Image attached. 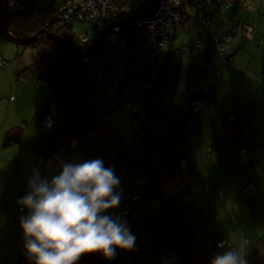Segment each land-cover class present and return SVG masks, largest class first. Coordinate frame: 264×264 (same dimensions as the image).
<instances>
[{
  "label": "crops",
  "instance_id": "crops-1",
  "mask_svg": "<svg viewBox=\"0 0 264 264\" xmlns=\"http://www.w3.org/2000/svg\"><path fill=\"white\" fill-rule=\"evenodd\" d=\"M232 1V7L223 13H211L206 7L209 5L193 8L192 0L185 1L187 15L170 31L175 51L164 59V69L154 82L156 92L144 103L141 116L160 137L161 150L173 160L188 161L189 169L183 177L163 164L155 165L143 199L126 219L136 237L131 250L135 264H210L219 253L216 241L227 242L224 250H242L264 235V0ZM209 34L213 35L212 40ZM4 52L11 53V49L4 47ZM55 56L43 46L25 49L20 62L7 66L0 74V90L8 85L9 92L19 88L22 76L33 75L45 84L59 75L67 80L53 97L44 87L37 89L41 94L32 87L16 94V106L8 107V120L0 109V138L12 117L14 122L32 116L40 123L41 114H36L34 108L54 111L55 101L57 108L79 117L81 106L74 105L82 96L85 109L79 129L91 139L103 138L105 144L99 149L93 143L79 146L77 142L80 158H93L99 150L115 153L124 135V114L120 108L107 111L104 99L108 101L119 94L117 83L97 84L93 72H86L87 65L80 64L83 60L65 69L66 62L58 64ZM151 86L147 83L146 90ZM84 88L95 93L92 97L86 95ZM207 88L208 98L194 113L190 100ZM94 95L104 103L91 104L97 100ZM87 122L92 125L84 129ZM75 142L73 138V147ZM133 143L129 154L142 146V142ZM49 149L41 153H57ZM27 156L33 157L27 152L16 157L17 161L22 160L20 167ZM3 157L0 143V164ZM6 157L12 158L6 153L5 161ZM19 171L20 168L16 173ZM25 175L28 179L27 172ZM250 183L252 192L243 195L241 190ZM129 186L126 190L131 195ZM7 225L8 219L5 221L0 215V239H9ZM17 240H22L20 234Z\"/></svg>",
  "mask_w": 264,
  "mask_h": 264
},
{
  "label": "trees",
  "instance_id": "trees-1",
  "mask_svg": "<svg viewBox=\"0 0 264 264\" xmlns=\"http://www.w3.org/2000/svg\"><path fill=\"white\" fill-rule=\"evenodd\" d=\"M88 1L89 0H0V74L2 75L4 73L7 66L20 62V53L22 52L23 54L25 49H36L40 46L49 48L56 54L55 57L58 59V64L61 63L60 61L66 62L65 69L71 68L79 61L86 60L95 53L97 54L96 60L87 64L86 72H93L97 84L106 85L105 83L107 81H115L118 85L119 94L108 101L104 99L105 103L101 97L94 95L97 100H92L90 103L96 105L98 101H101L109 112H113L118 108L122 109L124 118L121 121L124 124V135L122 141L119 143L120 149H117L115 153L108 150H99L97 152L98 154L96 153L93 158L102 157L105 166H111L116 175L120 177L122 198L119 206L122 209L121 215L127 219L133 212L136 204L143 199V190L151 184L155 165L163 164L168 168H172L178 175L183 177L188 175L189 162L186 160H173L167 153L163 152L161 150L160 137L153 129L149 128L147 122L141 116L144 103L156 92V83L154 84V82L164 69V59L167 57V54L175 51H173V46L170 43V31L176 27L171 23L168 29L163 27L159 28L161 33L156 37V48L154 50L152 48L149 49L147 54L148 58H146L147 65L143 66L141 73L136 75L133 72H129L127 69L125 58H121L120 63H113L115 58L121 56V51L110 42V38L121 39L124 33L121 35L120 33L110 34L101 41L98 38L100 35L97 36L96 39H91L89 36L92 34V31L90 30L84 33L85 35L80 38L78 44H74L71 40L66 38L65 35H67L77 23L89 25L94 33L95 30H99L93 24L90 11L86 8V3ZM90 1L92 2L90 10L98 11L103 22H109L115 18L117 22L121 23L135 18L138 12L147 5L149 0ZM213 1L215 0H210L209 7L214 6V4L218 6L219 3H213ZM231 2L233 5L234 1L231 0ZM228 9L229 7L220 11V9L217 8L210 12L223 13ZM179 10L181 15H187V11L184 10L183 5H181ZM209 38L212 40L213 35H210ZM104 42L106 45L103 48ZM5 46L11 49V53L4 52ZM20 48H22V50ZM105 48L110 49L112 52V56L108 60H103L101 58V54ZM184 56L185 54H183V57ZM161 58L163 59L161 60ZM53 64L57 65L55 61ZM154 68L155 70L153 71ZM18 75L19 73H17V76ZM15 78L12 79V81H15ZM20 79L18 83L19 88L16 90L9 92L8 90H10V87L8 85H4L2 91L0 90V96H4L0 98V109L2 108L4 110V116L7 120L10 117V110L8 111V109L11 106L12 108L16 106V94H21L22 92L26 93L28 87H32L33 91H37V89L44 87L48 90V95L53 97V95L59 93V89L62 86L67 84V80H64L65 77L60 75L58 78L46 84L41 78L33 75L29 78L22 76ZM147 83H152L151 88L148 90H146ZM11 85L12 87L16 86L13 84ZM7 87L8 89H6ZM85 91L86 95H91V97L93 96L92 94L95 93H89L86 89ZM39 93L41 94V92ZM209 94L210 88H207L205 91L202 90L201 93L192 97L190 104L191 110L194 113L201 108V103L208 98ZM79 98L80 99L75 103L76 105H74L77 106L78 104L81 106L79 109V117L67 109L57 108V102L55 101V105L52 106L54 111L49 112L45 109L46 111L41 112L38 111V107L34 108L36 114H41V124L33 119L32 116L25 119L21 118L14 122H12V117L7 123V129H4L1 134L0 143L1 147L4 148V157L7 153V155L10 154L13 159L6 157V159L9 160H6V162L3 157L0 164V215H3L5 221L12 215V221H8L7 225V227H10L7 236L9 239H0V264H29L24 250L23 234L19 227L20 218L25 212L21 211L17 204V201L26 193L27 179L25 176L22 179L25 181L22 186L14 193H12L13 191L11 190L12 183L20 180L16 177L18 175L16 172L19 169H16V165H19L22 160H19V162L16 157L22 153L25 155L26 152L34 156L36 150L41 148L43 150L50 147L49 150H54L55 152L61 150V147L64 145L59 144L56 139V133L60 131L61 128L65 130H71V127L77 128L73 135L69 137L70 143L71 140L75 138L76 142L74 145L76 147L77 142L79 146H81V143H88L90 145L93 143L98 145L99 149L101 144H105L103 138L96 137L91 139L84 131L79 129L80 117L85 109L82 105L85 102V97L80 96ZM41 100H44L43 96ZM88 101H90L89 98ZM194 102H198L199 104L197 109L193 106ZM98 105L97 103V106ZM134 106L136 110H134ZM88 125L92 124L87 122L84 129ZM77 133L82 134L79 135ZM42 142L44 145H42ZM133 142H142V146L140 148H134V154H129L128 150L131 148L130 146ZM45 151L46 150H44V152ZM48 153L49 152L45 154V157L50 156ZM135 153H137V155H135ZM87 155H91V153L87 151ZM10 159L12 160L10 161ZM61 161H63V159ZM28 176H30V174ZM128 184L131 185L129 187L133 190L131 195H129L126 190ZM250 185L253 190V185L251 183ZM244 189L241 190L243 195H249L252 192L251 190L246 193ZM15 232H17V234ZM18 234L22 237L20 241L17 240ZM222 241L224 244L219 246L218 244ZM20 242H22V244H20ZM214 245L216 251L220 253L224 251L227 242L224 239H220L216 241ZM242 250L245 252L247 264H264V235L259 237L256 241L246 244ZM154 258L155 256H152V259ZM107 261L105 259L103 260L98 253H86L81 256L77 264H116L115 261L124 264H135L131 251L117 250L114 259L109 262ZM152 264L161 263L153 261Z\"/></svg>",
  "mask_w": 264,
  "mask_h": 264
},
{
  "label": "clouds",
  "instance_id": "clouds-1",
  "mask_svg": "<svg viewBox=\"0 0 264 264\" xmlns=\"http://www.w3.org/2000/svg\"><path fill=\"white\" fill-rule=\"evenodd\" d=\"M209 4L207 0L201 8L194 7ZM120 184V177L101 158L61 162L50 177L33 169L26 193L17 201L25 212L19 227L29 264H77L86 253L111 261L117 250H133L134 233L124 216L113 211L122 198ZM210 264L247 260L243 250L228 248L214 255Z\"/></svg>",
  "mask_w": 264,
  "mask_h": 264
},
{
  "label": "built area",
  "instance_id": "built-area-1",
  "mask_svg": "<svg viewBox=\"0 0 264 264\" xmlns=\"http://www.w3.org/2000/svg\"><path fill=\"white\" fill-rule=\"evenodd\" d=\"M215 3L216 4L219 3V4L218 6L214 4L211 10L219 8L220 11H223L227 7L232 6L231 0H215ZM202 6H204V4L197 5L198 8H201ZM91 7H92V2L89 0L86 3V8L87 10L90 11L91 19L93 21V24H95V26H96V23L102 25V24H109L110 22H116L115 18H113V20L109 22L108 21L103 22L101 20V16L98 14V11L96 10L91 11L90 10ZM180 7H181V4L179 3V0H163L160 10L153 17H150L146 20H135L134 19V20H130L129 22L118 23V24L112 25L113 28L110 30L111 31L110 34H116L117 31L120 32L121 34L124 33V35L122 36L123 38H121L123 40V43H121L122 40L110 38V42L113 43L116 46V48L121 51V54H120L121 56L118 58H115L113 60V63L114 64L120 63L121 58H125L126 67H128L129 69H133L134 67H136L138 68V70L141 71L143 66L147 65L146 58H148L147 54H148L149 49L152 48L154 50L156 48V42H155L156 37L158 34L161 33L159 28L163 27V28L168 29L171 26V23H173L174 26L180 25L181 23V19H180L181 14L179 12ZM123 25L125 26V28L121 29ZM103 28H105V26ZM128 30H129L130 35L126 33ZM150 44H153V46H149ZM135 45H138V46H135ZM146 45H148L149 48H147L145 52H142V48ZM133 50L135 51L138 50L139 56L136 55L135 57L134 55H132V57L129 59L128 54L130 53V51H133ZM193 106L195 109H197L199 107L198 102H194ZM134 110H136L135 106H134ZM251 190H252V187L250 184H248L244 189L246 193L250 192ZM113 211L120 215L122 213V209L120 208V206ZM223 244L224 242L222 241L218 245L222 246Z\"/></svg>",
  "mask_w": 264,
  "mask_h": 264
},
{
  "label": "rangeland",
  "instance_id": "rangeland-1",
  "mask_svg": "<svg viewBox=\"0 0 264 264\" xmlns=\"http://www.w3.org/2000/svg\"><path fill=\"white\" fill-rule=\"evenodd\" d=\"M206 2H207V0H197L194 4H190V5H191V7L194 8V6L197 7V5H203V4H206ZM214 2L215 1H213V3ZM184 16L185 15L182 14L180 19H183ZM111 23H113V22H110L109 24H102V25L96 23L95 27L99 30H95V33L93 32V29L90 28L89 25L77 23L74 25L73 29L71 31H69L68 34L65 36H66V38L71 40L74 44H78V41L80 40V38L85 35L84 33L91 30L92 34L89 36L91 39H96V37L100 35L98 37L99 40H104L111 33L110 30L113 28ZM104 26H105V28H103ZM96 31H98L100 33L96 32ZM117 33H120V32L117 31ZM126 33L128 35H130L129 30ZM120 35H121V33H120ZM119 40H122V39H119ZM95 41H97V40H95ZM121 43H123V40L121 41ZM105 45L106 44L103 45V48ZM149 46H153V44H150ZM149 46L148 45L144 46L142 48V52H145L147 50V48H149ZM20 49L22 50V48H20ZM34 51L35 50H33L32 52H34ZM132 55H134L136 57V55H138V50L130 51V53L128 54V58L130 59L132 57ZM111 56H112V52L110 49H106V48L103 49V52L101 54V58L103 60H108ZM22 57H23V54L21 52L19 60ZM96 57H97V54L95 53V54L91 55L90 57H88L86 60H83L80 64L84 63L85 65H87L89 62L96 60ZM42 63H44V62H42ZM128 70L135 73L136 75L140 74V72H141L136 67H134L133 69L128 68ZM71 128H72L71 130H65L64 128H61L60 131H57L56 139H57L59 144L64 145V146L61 147V150H57L56 154L46 158L45 154L47 152L41 153L40 151L42 150V148L37 149L36 153L34 154V156L32 158L29 156L26 157V159L24 160L23 166H21V167H20V165L17 166V168L21 169V171H19L18 175H23V176L21 177L20 180L12 183V185H11V190L13 191L12 193H14L17 189H19L22 186V184L25 182L22 180L24 178V176L26 177L25 172H27L29 175V174H31L33 169L38 168L40 170L42 176H49L50 177L51 175L55 174L56 171L58 170V165L61 163L58 159H63L62 162L82 161L85 159H94L90 156H86L85 158H80V155L78 154L77 147H73L71 145V143L69 142L70 135H73V133L77 129V128H73V127H71ZM81 145H82V143H81ZM36 154H39L40 157H38V155H36ZM7 161H9V160H7ZM8 221H10V222L12 221V215L10 216ZM6 230L9 232L10 227L8 226L6 228ZM15 233L17 234V232H15Z\"/></svg>",
  "mask_w": 264,
  "mask_h": 264
},
{
  "label": "water",
  "instance_id": "water-1",
  "mask_svg": "<svg viewBox=\"0 0 264 264\" xmlns=\"http://www.w3.org/2000/svg\"><path fill=\"white\" fill-rule=\"evenodd\" d=\"M185 1H188V0H179V3L183 4ZM162 2H163V0H149L147 5L141 11L138 12V14L136 15L135 18H133L131 20H134V19L135 20H146L150 17H153L160 10ZM127 22H129V21H127ZM118 23H120V22L116 21V22H113L111 24L114 25V24H118ZM121 23H124V22H121Z\"/></svg>",
  "mask_w": 264,
  "mask_h": 264
},
{
  "label": "bare ground",
  "instance_id": "bare-ground-1",
  "mask_svg": "<svg viewBox=\"0 0 264 264\" xmlns=\"http://www.w3.org/2000/svg\"><path fill=\"white\" fill-rule=\"evenodd\" d=\"M123 28H125V26H124V25L121 27V29H123Z\"/></svg>",
  "mask_w": 264,
  "mask_h": 264
}]
</instances>
